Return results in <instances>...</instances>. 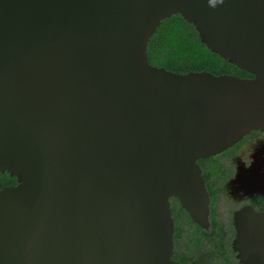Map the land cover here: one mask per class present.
<instances>
[{"label":"water","instance_id":"95a60500","mask_svg":"<svg viewBox=\"0 0 264 264\" xmlns=\"http://www.w3.org/2000/svg\"><path fill=\"white\" fill-rule=\"evenodd\" d=\"M174 15L253 77L151 65ZM255 129L264 0H0V264H181L170 198L206 227L197 160Z\"/></svg>","mask_w":264,"mask_h":264},{"label":"flooded vegetation","instance_id":"af4514ba","mask_svg":"<svg viewBox=\"0 0 264 264\" xmlns=\"http://www.w3.org/2000/svg\"><path fill=\"white\" fill-rule=\"evenodd\" d=\"M237 74L253 77L243 70ZM197 164L210 200L207 226L196 222L171 197L173 260L181 264H264V129L251 130L227 150L199 158ZM250 252H254L252 258Z\"/></svg>","mask_w":264,"mask_h":264},{"label":"trees","instance_id":"16d2710c","mask_svg":"<svg viewBox=\"0 0 264 264\" xmlns=\"http://www.w3.org/2000/svg\"><path fill=\"white\" fill-rule=\"evenodd\" d=\"M148 58L153 66L182 74L209 71L215 75H238L237 71H241L210 51L202 43L196 28L181 15H174L162 22L149 42ZM16 184L15 177L8 173L0 174V190Z\"/></svg>","mask_w":264,"mask_h":264},{"label":"clouds","instance_id":"9594fccd","mask_svg":"<svg viewBox=\"0 0 264 264\" xmlns=\"http://www.w3.org/2000/svg\"><path fill=\"white\" fill-rule=\"evenodd\" d=\"M224 3V0H209V5L212 8H216L218 5H221Z\"/></svg>","mask_w":264,"mask_h":264}]
</instances>
